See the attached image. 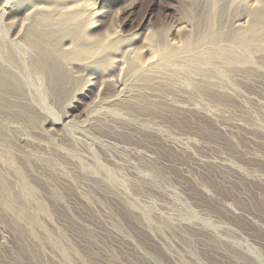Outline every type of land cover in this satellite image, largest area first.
<instances>
[{
	"label": "rangeland",
	"instance_id": "rangeland-1",
	"mask_svg": "<svg viewBox=\"0 0 264 264\" xmlns=\"http://www.w3.org/2000/svg\"><path fill=\"white\" fill-rule=\"evenodd\" d=\"M188 2L105 0L99 9L112 11L121 34L129 36L169 30ZM130 5L134 12L123 14ZM257 85L245 89L244 104L219 107L226 114L219 120L198 110L142 113L144 126L158 128L151 134L144 126L136 131L121 124L91 131L82 142L49 127L39 132L26 120L0 127V143L12 146L17 161L9 164L16 170L0 166V264H264V79ZM24 135L34 145L22 146ZM3 145L0 162L6 159ZM145 151L150 161L139 155ZM220 159L231 160L241 176L213 163ZM20 172L36 200L21 194ZM12 197L20 214L5 207Z\"/></svg>",
	"mask_w": 264,
	"mask_h": 264
},
{
	"label": "bare ground",
	"instance_id": "bare-ground-1",
	"mask_svg": "<svg viewBox=\"0 0 264 264\" xmlns=\"http://www.w3.org/2000/svg\"><path fill=\"white\" fill-rule=\"evenodd\" d=\"M104 1L0 0V127L12 128L26 120L35 128L40 126L39 132L49 127L85 142L99 128L133 124L134 130H142L141 122L147 121L142 113L153 108L177 113L198 110L219 120L226 115L219 107L244 104L245 89L264 79V0H189L188 10L176 11L178 23L169 30L129 36L121 34L112 11L99 9ZM133 8L130 5L122 12L130 15ZM56 110L62 115H55ZM82 116L85 119L79 124ZM144 127L150 134L158 131L156 125ZM19 141L22 146L32 143L25 135ZM170 145L188 152L179 142ZM6 149L0 166H15L12 146ZM139 155L152 159L148 152ZM213 163L241 174L231 160ZM20 176L21 194L36 200L24 172ZM121 184L126 186L124 181ZM18 204L12 197L5 207L20 214ZM30 218L39 224L33 215ZM51 243L57 245L56 239L51 238ZM134 248L130 243L128 249Z\"/></svg>",
	"mask_w": 264,
	"mask_h": 264
}]
</instances>
